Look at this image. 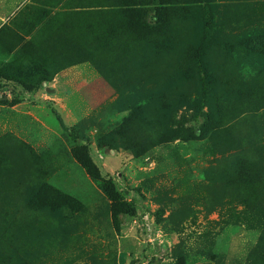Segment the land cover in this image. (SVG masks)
<instances>
[{
    "label": "rangeland",
    "instance_id": "rangeland-1",
    "mask_svg": "<svg viewBox=\"0 0 264 264\" xmlns=\"http://www.w3.org/2000/svg\"><path fill=\"white\" fill-rule=\"evenodd\" d=\"M0 264H264V0H0Z\"/></svg>",
    "mask_w": 264,
    "mask_h": 264
},
{
    "label": "trees",
    "instance_id": "trees-1",
    "mask_svg": "<svg viewBox=\"0 0 264 264\" xmlns=\"http://www.w3.org/2000/svg\"><path fill=\"white\" fill-rule=\"evenodd\" d=\"M61 126L64 127L63 124H61Z\"/></svg>",
    "mask_w": 264,
    "mask_h": 264
}]
</instances>
